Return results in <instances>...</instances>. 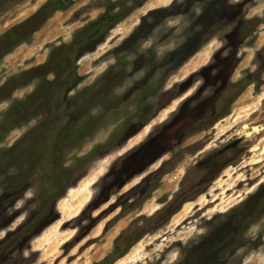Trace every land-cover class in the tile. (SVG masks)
<instances>
[{
    "label": "rangeland",
    "instance_id": "rangeland-1",
    "mask_svg": "<svg viewBox=\"0 0 264 264\" xmlns=\"http://www.w3.org/2000/svg\"><path fill=\"white\" fill-rule=\"evenodd\" d=\"M49 1L0 0V264H264V0Z\"/></svg>",
    "mask_w": 264,
    "mask_h": 264
},
{
    "label": "flooded vegetation",
    "instance_id": "flooded-vegetation-1",
    "mask_svg": "<svg viewBox=\"0 0 264 264\" xmlns=\"http://www.w3.org/2000/svg\"><path fill=\"white\" fill-rule=\"evenodd\" d=\"M54 4H57V2L55 1V0H53V2H50L49 3V5H48V7H50L49 8V12H51V10H52V6L54 5ZM107 9V8H106ZM124 10L125 9H122V10H120L119 12H121V11H123L122 12V16L120 15V17H119V19H118V22L120 21V20H122L125 16H126V14H125V12H124ZM113 13H115L116 14V12H113ZM117 22V23H118ZM116 24V23H115ZM113 26V25H112ZM112 26L111 27H109L108 29H106V30H104V29H102L100 32H98V33H95L94 31L89 35V36H93V37H91V38H89L88 40H87V44L86 45H88L90 42H92V40H95V39H100V38H102L103 36H105L106 35V33L112 28ZM84 45V44H83ZM66 46H67V44H66ZM82 49V48H81ZM81 51V50H80ZM82 53V52H81ZM78 54V53H77ZM70 56L72 57L73 55L72 54H70ZM68 57L67 59H69V58H71V57ZM75 56H76V54H75ZM52 62H54V61H52ZM51 64V62L49 61L48 63H47V65H50ZM45 64H42V65H39V66H37L36 67V69H40L42 66H44ZM45 76V75H44ZM69 78V77H68ZM67 78V79H68ZM70 79V78H69ZM69 87V84H67V81L66 82H64L63 84H62V82L61 83H59L58 84V87L56 88V91H55V93H56V96L57 97H62V98H64V96H65V94L67 93V91H68V88ZM71 87V86H70ZM58 99V98H57ZM63 104L61 101H59V99L57 100V104H56V108H57V112L58 111H60V108H61V104ZM60 107V108H59ZM59 109V110H58ZM46 123L44 122V121H42L39 125H37L34 129H32V131L31 132H29L28 134H27V136H26V138H27V140H28V142H27V147H28V150L29 151H31V153L33 154V155H35V156H33L32 157V159H35V160H37L38 162H39V159L38 158H40V156H41V160H44L46 157V152H45V150H43V149H49V148H53V149H57L56 148V146H58V143L59 142H61V139H60V134H61V132H62V129H58L59 130V132H58V134H57V136H59L58 138H59V140L57 141V143H56V145H55V143H53L52 145L53 146H51V147H49V146H47L46 145V142L47 141H54V142H56L55 140H54V138H52V137H50L51 136V134H52V131H53V128H50L49 126H47V127H45L46 125H45ZM48 125V124H47ZM45 127V128H44ZM25 138V139H26ZM36 138H39V139H36ZM35 143H41L40 145H44V146H40V147H42L43 149H37V147H36V145L34 146L33 144H34V142ZM237 145H238V143H237V141H232V142H230L229 144H226L225 146H223V148H220L219 150H217V152H216V154H215V157L217 158H219V156H221V155H223V154H225L228 150H230V149H234L235 150V148H237ZM47 146V147H46ZM40 150H42L41 152H40ZM53 152H57V151H53Z\"/></svg>",
    "mask_w": 264,
    "mask_h": 264
},
{
    "label": "trees",
    "instance_id": "trees-1",
    "mask_svg": "<svg viewBox=\"0 0 264 264\" xmlns=\"http://www.w3.org/2000/svg\"><path fill=\"white\" fill-rule=\"evenodd\" d=\"M49 2H53V0H50ZM64 7V4H54L52 6L51 12L58 11ZM116 6H108L105 12L95 21L91 22L89 26H86L85 28L81 29L78 31V34L75 36V38L67 44L68 47V54L75 55L77 51L81 50L83 47V44L91 37L89 36L93 31L95 33L100 32L102 29L106 30L115 23L118 22V19L120 15L122 14L123 11L118 12V13H113L114 9ZM125 14L127 11H125ZM122 16V15H121ZM102 263V262H101ZM113 263V258L110 256L106 257L103 260V264H112Z\"/></svg>",
    "mask_w": 264,
    "mask_h": 264
},
{
    "label": "bare ground",
    "instance_id": "bare-ground-1",
    "mask_svg": "<svg viewBox=\"0 0 264 264\" xmlns=\"http://www.w3.org/2000/svg\"><path fill=\"white\" fill-rule=\"evenodd\" d=\"M67 212V211H66Z\"/></svg>",
    "mask_w": 264,
    "mask_h": 264
},
{
    "label": "water",
    "instance_id": "water-1",
    "mask_svg": "<svg viewBox=\"0 0 264 264\" xmlns=\"http://www.w3.org/2000/svg\"><path fill=\"white\" fill-rule=\"evenodd\" d=\"M69 190V189H68Z\"/></svg>",
    "mask_w": 264,
    "mask_h": 264
}]
</instances>
